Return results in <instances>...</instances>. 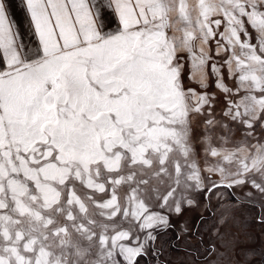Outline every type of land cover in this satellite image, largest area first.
I'll return each instance as SVG.
<instances>
[{
	"label": "snow or ice",
	"instance_id": "obj_1",
	"mask_svg": "<svg viewBox=\"0 0 264 264\" xmlns=\"http://www.w3.org/2000/svg\"><path fill=\"white\" fill-rule=\"evenodd\" d=\"M21 3L28 37L0 0V264H139L194 194L264 195V0Z\"/></svg>",
	"mask_w": 264,
	"mask_h": 264
},
{
	"label": "rangeland",
	"instance_id": "obj_2",
	"mask_svg": "<svg viewBox=\"0 0 264 264\" xmlns=\"http://www.w3.org/2000/svg\"><path fill=\"white\" fill-rule=\"evenodd\" d=\"M209 91L216 94L219 114L224 107L223 95L214 86ZM200 131L197 123L195 134L198 136ZM233 131L235 141L239 142L242 131ZM254 136L264 140V128L257 126ZM198 151L203 164V150L198 147ZM219 179L213 175L211 181H205V189ZM192 199L193 203L183 205L179 214L165 212L169 226L156 231L155 254L144 256L139 264H242L245 258L252 264H261L264 195L250 185H242L215 193H196Z\"/></svg>",
	"mask_w": 264,
	"mask_h": 264
},
{
	"label": "crops",
	"instance_id": "obj_3",
	"mask_svg": "<svg viewBox=\"0 0 264 264\" xmlns=\"http://www.w3.org/2000/svg\"><path fill=\"white\" fill-rule=\"evenodd\" d=\"M8 6L9 18L13 21V26L18 27L26 37L31 36L28 31V20L26 14L22 11L21 0H6Z\"/></svg>",
	"mask_w": 264,
	"mask_h": 264
}]
</instances>
